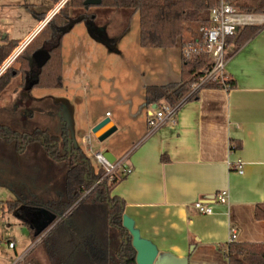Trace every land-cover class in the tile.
I'll return each instance as SVG.
<instances>
[{
    "label": "crops",
    "instance_id": "crops-1",
    "mask_svg": "<svg viewBox=\"0 0 264 264\" xmlns=\"http://www.w3.org/2000/svg\"><path fill=\"white\" fill-rule=\"evenodd\" d=\"M47 7L49 16L33 18L35 23L20 44H28L49 20L54 7L51 3ZM11 39L20 40L8 34L2 38L3 43ZM175 46L163 48V53H143L147 70L137 65L136 70L162 80L178 73L177 79L154 85L178 81L181 48L177 61ZM166 54L177 61L173 70ZM225 57V74L235 85L201 88L180 109L176 122L163 124L145 138L148 114L156 105H146L141 93L144 97V87L151 81L131 82L123 110L115 115L106 111L88 123L87 131L104 118L116 127L112 132L117 133L116 143L100 141L96 151L107 148L120 158L138 144L127 160L132 172L111 194L124 201L123 213L134 220L140 235L156 245L153 264H228L230 228L236 229L233 241L264 242V219L254 215L256 204L264 203V26L237 49L233 41L227 43ZM235 143L239 147L234 148ZM238 160L241 174L228 166ZM98 168L96 162L92 170ZM221 189L228 191V203L213 202L211 215L199 214L191 206L196 200H211Z\"/></svg>",
    "mask_w": 264,
    "mask_h": 264
},
{
    "label": "trees",
    "instance_id": "trees-1",
    "mask_svg": "<svg viewBox=\"0 0 264 264\" xmlns=\"http://www.w3.org/2000/svg\"><path fill=\"white\" fill-rule=\"evenodd\" d=\"M48 1L56 4L61 0ZM83 1L67 0L28 42L24 52L14 58L19 62V76L32 78V87H61L62 37L80 21L91 19L96 25V17L101 16L96 8L124 12L125 30L138 13L140 47L170 48L180 43V79L146 85V105L176 103L210 67L201 29L210 25L209 12L217 0H101L98 6L88 7ZM228 1L239 11L264 14V0L255 4ZM102 17L104 23L110 20ZM263 26L264 22L244 25L226 43L233 41L237 49ZM90 30L94 33L91 26ZM185 32L190 34L186 40L182 39ZM18 43L19 40L11 39L0 44V66ZM184 48H189L187 55ZM39 49L49 54L41 67L33 60V53ZM17 69L8 66L0 74V94L16 77ZM234 85V80L224 74L222 82L201 83L189 99H194L201 88ZM31 113H27L25 125L14 116L0 115V187L13 194L12 199L5 200L8 211L26 225L32 240L49 227L41 239L49 264H136L131 235L122 226L124 201L111 194L122 177L104 178L95 184L102 170H92L82 148L72 145L66 126L62 124L59 133L53 132L41 127ZM239 145L235 143L233 147ZM254 215L264 219V203L256 204ZM47 221L49 225L36 232L37 224ZM226 257L228 264H264V242L232 240Z\"/></svg>",
    "mask_w": 264,
    "mask_h": 264
},
{
    "label": "rangeland",
    "instance_id": "rangeland-1",
    "mask_svg": "<svg viewBox=\"0 0 264 264\" xmlns=\"http://www.w3.org/2000/svg\"><path fill=\"white\" fill-rule=\"evenodd\" d=\"M66 1L52 4L48 0H0V43H3L5 34L10 38L20 39L9 58L0 66V74L8 66L18 68L19 62L14 58L24 52L27 45L20 44L24 41L23 33L31 29L35 20H39L41 16H49L47 13L50 8L47 5H53L50 13H54ZM257 1L237 0L246 4H255ZM95 10L101 15L96 17V33L90 30L86 21H80L62 37L60 88L33 87L30 91H23L20 87L22 78L17 69L16 77L0 94V115L14 116L22 125H25L27 113L30 111L33 120L53 132H59L64 122L72 144L82 148L90 160L91 168L96 165L95 147L100 141L91 131H87L90 119L97 115L103 116L106 111L115 115L118 109L123 110L129 84L139 85L146 81L158 84L178 78L176 73L175 76H167L163 80L157 76L150 79L149 74L136 70V65L147 70L145 59L141 57L143 53L149 52L148 50L163 53V48L139 46L138 13L132 16L125 30L124 12L105 8ZM102 16H107L110 20L104 23ZM101 28L103 31H99ZM189 37L190 34L185 32L182 39ZM174 49L177 56L175 58L179 61V42ZM165 59H172L169 64L173 70L177 61L168 54ZM141 98H144L142 93ZM116 138L117 133H111L102 141L116 143ZM12 198L10 190L0 187V264H49L41 243L45 231L32 240L26 225L6 207L5 200ZM9 241L13 244L12 248L8 247Z\"/></svg>",
    "mask_w": 264,
    "mask_h": 264
},
{
    "label": "built area",
    "instance_id": "built-area-1",
    "mask_svg": "<svg viewBox=\"0 0 264 264\" xmlns=\"http://www.w3.org/2000/svg\"><path fill=\"white\" fill-rule=\"evenodd\" d=\"M210 25L203 27L202 33L204 37V49L210 56V67L204 72L199 82L191 86V90L176 103L170 104L168 102H161L158 106L149 111L147 118L148 129L144 138L150 135L155 129L167 122H176L177 114L183 107L191 94L197 92L201 83L209 80L223 81L226 64V39L237 33L238 29L244 25L261 24L264 22V14L242 12L237 9L228 0H217L216 4L211 7L209 12ZM184 55L189 53V48L183 49ZM138 144L133 146L132 150ZM130 150L120 158H115L113 162L107 161L99 151L95 152V158L99 168L102 170V175L95 182L100 183L104 178L112 180L113 178L127 176L132 172V167L128 164V157ZM229 168H233L236 172L241 174L243 172L242 162H229ZM229 194L226 189H221L215 193L211 200L203 201L196 200L191 203V206L202 215H211L213 213L212 203L218 202L222 204L228 203ZM47 232V230H46ZM44 232L43 235L46 233ZM236 238V229L230 228L229 239L232 241ZM8 247H13L9 241Z\"/></svg>",
    "mask_w": 264,
    "mask_h": 264
},
{
    "label": "water",
    "instance_id": "water-1",
    "mask_svg": "<svg viewBox=\"0 0 264 264\" xmlns=\"http://www.w3.org/2000/svg\"><path fill=\"white\" fill-rule=\"evenodd\" d=\"M100 3L101 0L83 1V5L85 7H88L90 5L98 6ZM54 13H52L51 15H53ZM48 57L49 54L44 49H39L33 53V59L37 67H41L42 64L48 59ZM115 129L116 127L113 122L109 118H104L91 128V132L95 135L97 140L102 141L112 132H114ZM99 152L105 159H107V161L113 162L115 160V156L111 154V152L107 148H104ZM48 225V221L37 224L38 228L36 232H39L41 229H43V227H47ZM122 226L131 235V244L135 250L136 264H153L158 253L156 245L151 240L140 235L139 229L134 225V220L126 214H123L122 216Z\"/></svg>",
    "mask_w": 264,
    "mask_h": 264
},
{
    "label": "flooded vegetation",
    "instance_id": "flooded-vegetation-1",
    "mask_svg": "<svg viewBox=\"0 0 264 264\" xmlns=\"http://www.w3.org/2000/svg\"><path fill=\"white\" fill-rule=\"evenodd\" d=\"M51 16H52V15H51ZM85 21H86L87 25H89V26L92 27L94 33H96V32L98 31L97 28H96V25L92 23V20H91V19H86ZM99 31H103V28L99 29ZM44 50H45V49H44ZM33 60H34V59H33ZM34 62H35V61H34ZM3 63H4V62H3ZM3 63H2V64H3ZM35 65H36V63H35ZM36 66H37V65H36ZM6 68H7V67H6ZM33 83H34V81H33V79L30 78V77H28V78L26 77L25 79H22V84L20 85L21 90H23V91H30V90L33 88V87H32Z\"/></svg>",
    "mask_w": 264,
    "mask_h": 264
}]
</instances>
